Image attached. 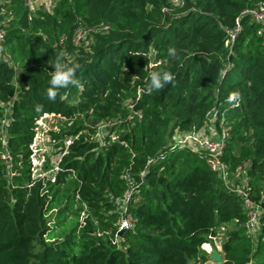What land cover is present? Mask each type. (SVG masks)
<instances>
[{"label":"trees","instance_id":"obj_1","mask_svg":"<svg viewBox=\"0 0 264 264\" xmlns=\"http://www.w3.org/2000/svg\"><path fill=\"white\" fill-rule=\"evenodd\" d=\"M25 1L0 3L9 25L0 43V130L5 121L11 157L0 146V264H209L204 245L222 229L224 264H264V30L243 17L232 48L225 32L264 0H58L50 11ZM79 27L96 32L70 63ZM61 52L79 65L80 86L50 100ZM151 71H170L174 81L149 93ZM213 111L225 118L230 170L249 164L252 199L263 209L251 233L241 196L203 150L176 138L194 127L219 136L221 125L208 131ZM46 115L71 123L72 143L57 172L35 178L32 146ZM90 123L113 124L118 140L102 147ZM131 184L137 223L117 242L115 201Z\"/></svg>","mask_w":264,"mask_h":264},{"label":"built area","instance_id":"obj_2","mask_svg":"<svg viewBox=\"0 0 264 264\" xmlns=\"http://www.w3.org/2000/svg\"><path fill=\"white\" fill-rule=\"evenodd\" d=\"M181 2V0H171V3L178 5ZM26 5H28L31 8V5L34 3L33 0H26ZM2 12L0 13V15ZM245 16H249L252 20V22L259 24L262 26V31L264 30V3L260 4L259 7L248 9L244 11L241 15V17L238 19L237 24L235 28L233 29H225V32L228 35V42L227 45L232 48L233 44L235 43L238 35L242 31V18ZM8 24L6 22L1 21L0 19V43L4 41L5 35H6V28H8ZM105 29H107L105 27ZM96 32L94 29H86L83 27H79L74 34V37L72 38L73 45L75 47L73 54H70L69 52H66L68 61L71 63L73 60L78 56L80 52V48L84 46L88 42L89 37L92 33ZM67 40V36L63 35L60 38V44L64 46L65 42ZM232 99H230V106L231 107H238L240 100H238L234 95H231ZM134 106L130 105V109H132L133 114L138 117L139 119H142L143 113L142 111H134ZM207 123L208 126H211L214 129H216L217 125H221V133L218 136L217 134L210 137L206 136L204 132L202 131H196L195 127L190 132H184L182 134H178V144L182 147H190L194 150H203L205 152V158L208 166L210 169L218 175L219 179L232 191H235L238 193L239 196H241L243 200V206L245 210V214L247 216V221L245 223V228L251 233L260 228V221L262 219L263 215V209L261 205L256 203L252 199V188H251V177L248 175V169L249 164L246 163L242 167H240L235 172L231 171L227 163L224 161L225 151H226V145L227 140L229 138V133L227 128L224 126L225 124V118L224 116L220 115L218 111H213L212 113H209L207 115ZM111 124L107 125L109 128H106L109 135L104 137V140H99L102 147L106 145V139L107 137H110L112 141L118 140V134L117 133H110L111 132ZM6 122L1 125L0 130V146L4 149L2 151V158L6 161H10L11 157L6 149ZM98 137V134H97ZM36 141V140H35ZM72 143V140L69 139L66 141V148L62 152V157H64L67 154V149ZM35 145V143H34ZM34 145L32 146L33 150V175L36 177V175L41 171V166L38 168L36 167L35 162V150ZM60 159V162H61ZM59 162V163H60ZM151 163V162H150ZM59 170V165L55 167L54 171L57 172ZM141 178H145V173L141 174ZM135 189L133 187V184H131L129 191L124 195V197L120 200H116V205L119 210V219L117 221L118 226V232L116 241L119 242L121 240V237L119 236V232L122 230L131 231L134 230L136 227L137 220L129 213L128 210V204L131 200V197L134 193ZM224 230V229H223ZM213 243L217 246V242L220 239V237L217 235L216 237H210ZM205 246V245H204ZM210 246V245H209ZM218 247V246H217Z\"/></svg>","mask_w":264,"mask_h":264},{"label":"rangeland","instance_id":"obj_3","mask_svg":"<svg viewBox=\"0 0 264 264\" xmlns=\"http://www.w3.org/2000/svg\"><path fill=\"white\" fill-rule=\"evenodd\" d=\"M34 3L31 5L32 10H37L42 6H45L49 11L56 7L58 0H33ZM1 3V0H0ZM182 5V0L179 3ZM4 14V13H3ZM71 98L74 99V96ZM37 136L34 145L35 150V162L36 167H40L41 171L36 175L35 178L40 177H50L52 175V170L55 169L59 165L61 156H62V147L65 141H68L70 138L66 136L67 133L70 132L71 123L63 118L54 117V115H46L42 119H40L37 123ZM91 127L96 130V140H104V137L109 135L106 128L108 123H96L91 124ZM113 128V124L110 125ZM98 134V137H97ZM177 140L179 139L178 135L176 136ZM66 145V142H65ZM84 218L82 217V220ZM218 236L220 239L217 242V246L213 241L205 244L210 245L212 251L209 252L205 247L204 249L210 253V262L209 264H219L211 259V255L213 250H218L223 256L222 244L225 240H227V234L222 229ZM211 239V238H210Z\"/></svg>","mask_w":264,"mask_h":264},{"label":"clouds","instance_id":"obj_4","mask_svg":"<svg viewBox=\"0 0 264 264\" xmlns=\"http://www.w3.org/2000/svg\"><path fill=\"white\" fill-rule=\"evenodd\" d=\"M169 55L176 57L177 52L175 48H169ZM64 53H58L57 59L54 62L53 71L49 80L50 87L47 90V97L50 100H55L60 89L67 88L69 86L78 87L80 81L76 77V71L79 68L78 64L69 65L63 62ZM174 81V74L170 71H151L149 73V82L147 91L151 93L154 90H160L166 85ZM235 95V94H234ZM230 99L232 97L230 96ZM209 252L212 251L208 245L204 246Z\"/></svg>","mask_w":264,"mask_h":264},{"label":"water","instance_id":"obj_5","mask_svg":"<svg viewBox=\"0 0 264 264\" xmlns=\"http://www.w3.org/2000/svg\"><path fill=\"white\" fill-rule=\"evenodd\" d=\"M125 233H126V231L122 230L119 232V236L122 237ZM211 259L214 260L216 263H219V264L225 263V259H224L223 255L216 249L213 250L212 255H211Z\"/></svg>","mask_w":264,"mask_h":264},{"label":"crops","instance_id":"obj_6","mask_svg":"<svg viewBox=\"0 0 264 264\" xmlns=\"http://www.w3.org/2000/svg\"><path fill=\"white\" fill-rule=\"evenodd\" d=\"M209 128H210V129H208V131H209L210 133H212V132H213L212 127L210 126Z\"/></svg>","mask_w":264,"mask_h":264}]
</instances>
